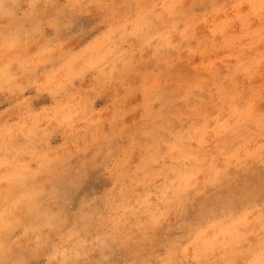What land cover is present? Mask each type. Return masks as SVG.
I'll list each match as a JSON object with an SVG mask.
<instances>
[{
	"label": "rangeland",
	"instance_id": "obj_1",
	"mask_svg": "<svg viewBox=\"0 0 264 264\" xmlns=\"http://www.w3.org/2000/svg\"><path fill=\"white\" fill-rule=\"evenodd\" d=\"M97 2L2 0L0 264L156 261L181 235L194 201L259 181L258 127L221 121L217 130L213 119L220 108L213 94L219 97L240 52L252 72L240 76L239 89L254 93L257 106L264 103L258 37L241 41L227 27L212 34L232 19L221 7L228 0H167L177 7L151 35L175 28L189 38L178 37L174 47L161 39L159 53L155 45L141 48L118 9L88 7ZM9 29L17 37L11 46L4 42ZM181 92L175 112L185 119L177 116L175 125L189 147L168 159L174 169L161 170V161L145 171L140 133L151 126L153 109ZM199 105L209 130L189 132L186 112L204 115ZM248 212L249 230L258 231L259 204ZM223 222L230 231L231 220Z\"/></svg>",
	"mask_w": 264,
	"mask_h": 264
},
{
	"label": "snow or ice",
	"instance_id": "obj_2",
	"mask_svg": "<svg viewBox=\"0 0 264 264\" xmlns=\"http://www.w3.org/2000/svg\"><path fill=\"white\" fill-rule=\"evenodd\" d=\"M31 6L36 7L35 4ZM88 7L104 11L111 8L118 9L125 15L124 27L131 24L134 34L141 37L142 49L155 45L156 52L159 53L161 39L168 41L169 47H174L171 43L173 40L178 37L181 41L189 38L187 30L184 33H177L175 28H166L165 32L158 36L151 35L152 31L158 30L160 23L177 7L175 4L167 3V0L154 5L106 4L103 0H98ZM221 7L232 13V19L219 28L211 30L213 36L217 31L222 32L223 28L227 27L241 41L246 37H258L262 49L261 63L264 64V0H228V3ZM16 39L11 29L5 33L4 42L7 46L15 43ZM254 47L253 41L245 45V50L251 51ZM243 55L244 52L237 53L235 70L230 69L226 74L227 83L221 82L224 86L218 89L219 97L213 94L215 103L220 105L213 119L217 130H220L221 121L224 125L235 121L236 123L232 124L233 129L241 123L245 126L258 127L261 138L258 158L262 165L259 181L257 183L255 179L248 180L238 190L222 192L219 197L199 202L198 206L194 201L187 222L181 226V235L165 246L158 260L145 261V264H264V103L257 106L254 93L239 89L240 76L252 72V66H248V62L243 60ZM184 98L181 92L179 99L168 97L167 104L162 101L159 108L153 109L151 126H145L140 133L137 143L141 146L145 171L153 165H160L161 161H163L161 170L170 167L174 169L175 164L169 166L168 159H174L177 153H183L189 147L184 143L185 133L183 130L177 132L175 125L177 116L181 120L185 119V113L175 112L180 100ZM198 109L204 112V115L194 116L192 111L186 112L187 117L192 118L189 132L193 127L198 132L209 130V114L205 112L204 105H199ZM223 131H228V128H223ZM251 154L255 158L256 153ZM257 204H259L260 227L258 231L255 227L249 230L252 221L249 219L248 209L256 211ZM241 205L243 211L240 210ZM181 211L183 212L184 209ZM217 217H223V221L231 220L228 224L230 231L225 230L224 222L217 220ZM222 236L224 239H221ZM173 255L175 259L170 258Z\"/></svg>",
	"mask_w": 264,
	"mask_h": 264
},
{
	"label": "bare ground",
	"instance_id": "obj_3",
	"mask_svg": "<svg viewBox=\"0 0 264 264\" xmlns=\"http://www.w3.org/2000/svg\"><path fill=\"white\" fill-rule=\"evenodd\" d=\"M213 178V177H212Z\"/></svg>",
	"mask_w": 264,
	"mask_h": 264
}]
</instances>
